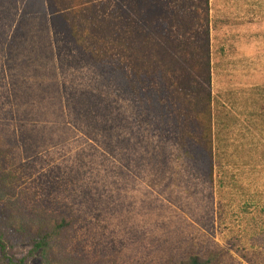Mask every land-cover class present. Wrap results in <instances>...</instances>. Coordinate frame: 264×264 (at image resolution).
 <instances>
[{
  "label": "rangeland",
  "instance_id": "374dc122",
  "mask_svg": "<svg viewBox=\"0 0 264 264\" xmlns=\"http://www.w3.org/2000/svg\"><path fill=\"white\" fill-rule=\"evenodd\" d=\"M50 1L0 0V197L14 215L73 219L63 264H264V0H210L213 185L76 50Z\"/></svg>",
  "mask_w": 264,
  "mask_h": 264
},
{
  "label": "trees",
  "instance_id": "16d2710c",
  "mask_svg": "<svg viewBox=\"0 0 264 264\" xmlns=\"http://www.w3.org/2000/svg\"><path fill=\"white\" fill-rule=\"evenodd\" d=\"M48 3L53 24L123 90L118 92L138 111L139 120L158 123L168 136L176 134L184 156L213 185L210 0ZM14 210L0 197V264H63L65 253L59 249L73 219L36 226L20 221ZM22 246L29 248L27 254L18 253ZM178 264H212V255H192Z\"/></svg>",
  "mask_w": 264,
  "mask_h": 264
}]
</instances>
